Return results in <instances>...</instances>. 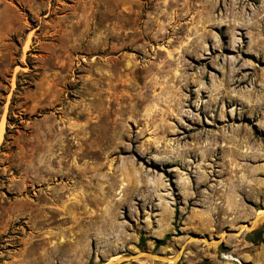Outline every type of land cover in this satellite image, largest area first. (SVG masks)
Here are the masks:
<instances>
[{
  "label": "rangeland",
  "instance_id": "374dc122",
  "mask_svg": "<svg viewBox=\"0 0 264 264\" xmlns=\"http://www.w3.org/2000/svg\"><path fill=\"white\" fill-rule=\"evenodd\" d=\"M262 208L264 0H0V264H261Z\"/></svg>",
  "mask_w": 264,
  "mask_h": 264
},
{
  "label": "bare ground",
  "instance_id": "6f19581e",
  "mask_svg": "<svg viewBox=\"0 0 264 264\" xmlns=\"http://www.w3.org/2000/svg\"><path fill=\"white\" fill-rule=\"evenodd\" d=\"M99 118V117H98ZM98 120V119H97ZM96 120V121H97ZM82 130V129H81ZM67 131V130H66ZM79 131V130H78ZM85 132V131H84ZM83 132V133H84ZM88 137V136H87ZM84 139V138H83ZM97 139H98V141H100V134H98L97 135ZM61 142V141H60ZM66 145V144H65ZM68 148V147H67ZM80 151V150H79ZM82 152V151H81ZM80 152V153H81ZM95 152V151H94ZM98 152V151H97ZM47 153V152H46ZM46 153H44V154H46ZM64 153V152H63ZM67 153H69V152H67ZM79 153V154H80ZM88 153V152H87ZM43 154V155H44ZM55 155V154H54ZM83 155V154H82ZM56 156V155H55ZM60 156V155H59ZM63 156V155H62ZM65 156V155H64ZM70 156V155H69ZM78 156V155H77ZM84 156V155H83ZM58 158V157H57ZM70 158V157H69ZM76 158H79V157H75V160H76ZM81 158V157H80ZM79 160V162H80V160L81 159H78ZM48 163H46L47 164V166L45 167L46 169H49V167H48V165L50 166V164H52V163H55L54 164V166H55V170L54 171H52V173L53 172H57V171H61V168L62 167H65L64 165H62V164H64L65 162L62 160V158L60 157L58 160H54V159H52V157H51V160L49 159L48 161H47ZM77 162V161H76ZM76 162L75 161H72V163L71 164H69V165H67V168L69 169V170H71V169H75V171H77L76 173H77V175L79 176V178H80V182H79V184H80V186L81 187H83L84 189H86V188H91V187H94L95 186V183H94V181H99V178H97L96 176H94L93 175V178L92 177H90V181H92L93 180V184H91L90 185V183H86V182H83V177H84V174L86 173V172H88V171H90L92 168H90V167H88V162H87V160H86V162L84 161V162H82L81 163V165H78V164H76ZM51 167V166H50ZM101 167V166H100ZM100 167H98V169H100ZM73 169V170H74ZM50 170V169H49ZM52 170H53V168H52ZM102 171V170H101ZM50 172V171H49ZM96 173V172H95ZM97 174V173H96ZM102 175V174H101ZM87 176V175H86ZM85 178V177H84ZM85 181V180H84ZM100 186V185H99ZM82 189V188H81ZM79 197V198H78ZM88 195L86 194L85 195V192H84V190H82L80 193H79V195H77V196H74V197H66V200H65V203H64V205H63V207L64 206H68V205H71V206H85V203H84V200H88V198L90 197H88ZM80 198H81V200H80ZM100 198V200H101V197H99ZM98 198V199H99ZM54 200V199H53ZM88 202V201H87ZM63 204V203H62ZM48 208V207H47ZM52 211V210H51ZM264 213V208H262V209H259L258 211H256V213H255V215L256 214H263ZM77 219V218H76ZM80 220V219H79ZM76 221V220H75ZM79 222V221H78ZM260 221H258V222H255L254 224H253V226H255V225H257L258 223H259ZM241 229H243V230H248V227L246 226V225H244L243 227H241ZM239 231H241L240 229H239ZM242 232V231H241ZM159 254H162V256H164V252H158ZM178 254H179V252H178ZM114 258V257H113ZM118 258H120V257H116V258H114V259H112V261H115V260H117ZM171 258L172 257H166V256H164L163 257V260L162 261H166V262H172L171 261ZM231 258V257H230ZM232 259V258H231ZM234 259V258H233ZM111 260V259H110ZM168 260V261H167ZM238 260V259H237ZM112 261H110V262H108L107 264H110Z\"/></svg>",
  "mask_w": 264,
  "mask_h": 264
},
{
  "label": "water",
  "instance_id": "95a60500",
  "mask_svg": "<svg viewBox=\"0 0 264 264\" xmlns=\"http://www.w3.org/2000/svg\"><path fill=\"white\" fill-rule=\"evenodd\" d=\"M262 220H264V213L263 214H259V215L258 214L254 215L251 218L250 222H247L246 223V226L248 227V230L254 229L256 225L253 226V224L255 222L262 221ZM233 232L234 233H239V234L242 233L239 230H233ZM189 239H192V240L198 239V240H201L203 243L212 244V245H216L218 243H222V240H221V237L220 236L219 237H215L212 240H210L207 237L206 238H203L202 236H199V235L196 234V235H191ZM189 239H187L186 241H188ZM180 250H181V248L178 249V252H180ZM163 257L164 256H162V254H159L158 252L151 253L148 250H145V251H135V252H132V253H130L128 255L121 256L117 260L112 261L110 264H122V263H125V262H128V261H133V260H137V259H149V260H159V261H162L163 260ZM179 258H180V254L177 253V254H175V255L172 256L171 261L172 262H177L179 260Z\"/></svg>",
  "mask_w": 264,
  "mask_h": 264
},
{
  "label": "crops",
  "instance_id": "0c3cea01",
  "mask_svg": "<svg viewBox=\"0 0 264 264\" xmlns=\"http://www.w3.org/2000/svg\"><path fill=\"white\" fill-rule=\"evenodd\" d=\"M245 49L247 50V47L246 46H245ZM234 148H235V146H234ZM233 153H234L233 154L234 157L231 160H233V162H241V161H244L245 160V159H243V157L246 156L247 150L246 149L245 150L244 149H240V150H238V152H236V150H235V152H233ZM261 239L264 241V232L261 234ZM249 242L252 243V245L254 247H261V250H259V254L262 255V259H263L262 262H261V264H264V243L255 244V243H253L251 241H249ZM245 257H246V259H249V260H246V261H249L248 263H251L252 261H255V257L252 256L251 253H246ZM248 263H245V264H248Z\"/></svg>",
  "mask_w": 264,
  "mask_h": 264
},
{
  "label": "trees",
  "instance_id": "16d2710c",
  "mask_svg": "<svg viewBox=\"0 0 264 264\" xmlns=\"http://www.w3.org/2000/svg\"><path fill=\"white\" fill-rule=\"evenodd\" d=\"M263 232H264V227L261 226L260 228L253 230L250 234H247L246 240L251 241L255 244L264 243V241L261 239V234ZM168 238H169V236H166L163 240H161V242H157L156 247L163 245L165 243L166 239H168ZM196 264H204V263L199 262Z\"/></svg>",
  "mask_w": 264,
  "mask_h": 264
}]
</instances>
